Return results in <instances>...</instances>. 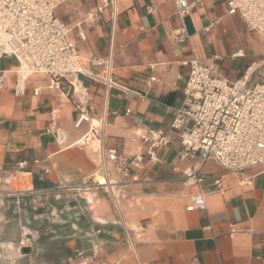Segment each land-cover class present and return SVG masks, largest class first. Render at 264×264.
Wrapping results in <instances>:
<instances>
[{
	"label": "crops",
	"instance_id": "0c3cea01",
	"mask_svg": "<svg viewBox=\"0 0 264 264\" xmlns=\"http://www.w3.org/2000/svg\"><path fill=\"white\" fill-rule=\"evenodd\" d=\"M226 2L202 0L184 19L189 39L178 42L170 36L179 25L173 0H115L95 21L87 15L101 0H52L78 50L95 136L90 123L74 127L72 99L48 75H32L16 95L17 62L0 58V264H264L263 166L237 174L206 162L205 210L186 211L194 189L173 170L189 164L179 160L173 135L159 162L116 201L103 188L74 190L96 171L100 153L135 156L145 150L142 135L168 129L183 100L188 61L212 65L229 81L263 61L264 37L226 15ZM244 58L251 60L241 71L236 65ZM97 59L109 60L114 87L107 91L90 78L104 75ZM51 113L66 135L62 146L47 132Z\"/></svg>",
	"mask_w": 264,
	"mask_h": 264
},
{
	"label": "built area",
	"instance_id": "2783aa9c",
	"mask_svg": "<svg viewBox=\"0 0 264 264\" xmlns=\"http://www.w3.org/2000/svg\"><path fill=\"white\" fill-rule=\"evenodd\" d=\"M101 1L102 6L87 15L91 21L98 19L104 6L115 2ZM173 1L179 25L170 36L178 42L187 41L189 36L184 19L202 4V0ZM153 9L146 7L149 13ZM225 14L239 17L248 31L264 37V0H227ZM214 24L209 23L204 31ZM68 31L55 16L52 0H0V58L10 57L17 62L15 94L23 91L25 82L32 75H48L54 86L62 88L71 97L77 112L74 127L90 123L89 133L95 136L99 125H93L90 120L91 95L79 77L82 74L80 58L76 45L67 38ZM234 56L243 58L244 54L238 51ZM94 64L104 66V75L90 77L91 80L102 84L106 91L113 88L109 79V60L97 59ZM187 64L190 71L183 100L168 129H150L142 135L140 140L145 150L135 156L116 151L100 153L96 171L85 177L74 190L86 193L103 188L116 201L122 189L138 182L140 171L159 162V150L170 143L173 135L179 138L181 145L179 160L189 161L182 170H173L180 173V181L185 187L194 189L188 197L186 211L205 210L202 184L206 175L202 169L206 162L211 161L237 174L252 167H264V56L262 62L248 68L234 81L219 76L212 65L198 59L193 58ZM124 113L130 112L125 110ZM47 132L53 135L57 145L64 144L66 135L56 125L53 113ZM89 139L85 136L83 141ZM107 163L113 167L116 177L111 176ZM98 177L102 184L97 181ZM214 185L217 191H223L220 178L214 180Z\"/></svg>",
	"mask_w": 264,
	"mask_h": 264
},
{
	"label": "rangeland",
	"instance_id": "374dc122",
	"mask_svg": "<svg viewBox=\"0 0 264 264\" xmlns=\"http://www.w3.org/2000/svg\"><path fill=\"white\" fill-rule=\"evenodd\" d=\"M262 59H263V57H262ZM250 60H251V59H249V58L240 59V60L237 62L236 67H237L238 69H240L241 71H243V69L245 68V66L249 64ZM262 72L264 73V66H263Z\"/></svg>",
	"mask_w": 264,
	"mask_h": 264
},
{
	"label": "water",
	"instance_id": "95a60500",
	"mask_svg": "<svg viewBox=\"0 0 264 264\" xmlns=\"http://www.w3.org/2000/svg\"><path fill=\"white\" fill-rule=\"evenodd\" d=\"M20 251H21L22 254H25V255L29 253V249L28 248H22Z\"/></svg>",
	"mask_w": 264,
	"mask_h": 264
},
{
	"label": "bare ground",
	"instance_id": "6f19581e",
	"mask_svg": "<svg viewBox=\"0 0 264 264\" xmlns=\"http://www.w3.org/2000/svg\"><path fill=\"white\" fill-rule=\"evenodd\" d=\"M249 72H250V71H248V73H249ZM97 181H98L99 183H101V184L103 183L102 179L99 178V177H98Z\"/></svg>",
	"mask_w": 264,
	"mask_h": 264
}]
</instances>
